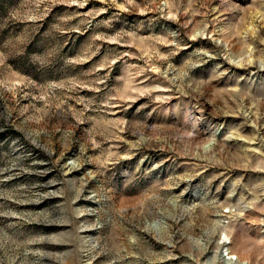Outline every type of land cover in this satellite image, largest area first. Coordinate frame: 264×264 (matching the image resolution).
<instances>
[{"label":"rangeland","instance_id":"rangeland-1","mask_svg":"<svg viewBox=\"0 0 264 264\" xmlns=\"http://www.w3.org/2000/svg\"><path fill=\"white\" fill-rule=\"evenodd\" d=\"M0 264H264V0H0Z\"/></svg>","mask_w":264,"mask_h":264}]
</instances>
